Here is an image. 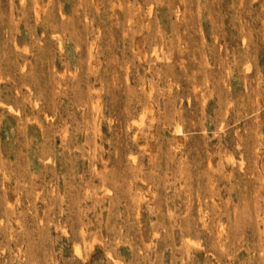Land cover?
I'll list each match as a JSON object with an SVG mask.
<instances>
[{
    "label": "rangeland",
    "instance_id": "obj_1",
    "mask_svg": "<svg viewBox=\"0 0 264 264\" xmlns=\"http://www.w3.org/2000/svg\"><path fill=\"white\" fill-rule=\"evenodd\" d=\"M0 264H264V0H0Z\"/></svg>",
    "mask_w": 264,
    "mask_h": 264
},
{
    "label": "bare ground",
    "instance_id": "obj_2",
    "mask_svg": "<svg viewBox=\"0 0 264 264\" xmlns=\"http://www.w3.org/2000/svg\"><path fill=\"white\" fill-rule=\"evenodd\" d=\"M11 107V106H10ZM11 109H12V107H11ZM79 249V248H78ZM77 250V249H76Z\"/></svg>",
    "mask_w": 264,
    "mask_h": 264
}]
</instances>
